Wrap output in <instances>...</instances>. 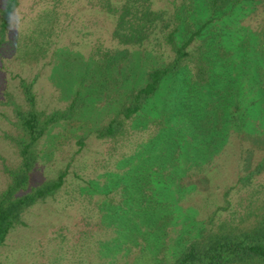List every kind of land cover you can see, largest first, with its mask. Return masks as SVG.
<instances>
[{
    "label": "rangeland",
    "instance_id": "obj_1",
    "mask_svg": "<svg viewBox=\"0 0 264 264\" xmlns=\"http://www.w3.org/2000/svg\"><path fill=\"white\" fill-rule=\"evenodd\" d=\"M122 1L20 0L12 16L6 41L0 44V194L10 181L7 170L21 162L14 110L25 106L23 82L34 86L38 110L58 119L38 145L40 158L30 189L60 173L67 175L64 186L28 210L24 224L0 247L2 264H135L140 257L141 264H172L183 238L196 235L226 200L230 210L217 217L235 218V212L249 211L264 197V176L246 188L238 183L264 158V7L243 4L204 37L217 36L231 65L226 86L220 85L222 76H215L214 89L209 90L218 109L210 114L211 127L224 141L210 165H198L202 160L196 157L200 151L195 152L193 134L201 139L199 131L180 132V118L172 127L179 131L169 135L165 148L144 149L161 129L159 124L174 119L176 99L192 64L179 78L163 82L122 137H96L147 71L173 56L159 40L126 48L113 39L116 17L107 6ZM151 1L156 11L171 15L183 4ZM50 11H56L54 29L38 28L34 21ZM194 11L196 19H208L204 0H196ZM112 52L121 56L114 67L106 60ZM220 88L232 94L227 98L231 104ZM150 156L164 162L157 157L151 161ZM125 173L130 175L126 179ZM136 175L141 178L139 188L127 194L125 185L138 180ZM129 197L138 204L142 197L150 201L149 215H131Z\"/></svg>",
    "mask_w": 264,
    "mask_h": 264
},
{
    "label": "trees",
    "instance_id": "obj_2",
    "mask_svg": "<svg viewBox=\"0 0 264 264\" xmlns=\"http://www.w3.org/2000/svg\"><path fill=\"white\" fill-rule=\"evenodd\" d=\"M19 2L20 0H3L0 8V44L6 41L11 19ZM247 3L264 7V0H204L209 16L206 20H199L194 17L196 0H183V4L176 6L172 15L166 11H156L151 0H124L119 6L112 4L107 6L108 12L116 17L112 37L120 46L140 47L155 39L166 45L173 56L170 62L160 66L155 65L147 71L141 85L132 88L121 99L111 120L95 132L96 137L100 140H116L122 137L128 131L130 124L133 128L134 121L144 111L149 101L158 94L163 82L169 77L179 78L188 65L192 64L193 71L190 70L191 74H187L183 79L181 93L176 99L174 119L165 126L161 122L159 124L161 129L146 143L144 149L149 148L157 152L158 148H165L164 142L169 143L171 133L179 130L182 132V128L188 129L189 132L196 130L199 131L201 138L197 137V133L193 134L194 147L197 146L195 152L200 151L196 157L202 160L198 165L201 163L210 165L212 157L219 150L224 139L221 137L219 139L218 134L211 127L210 114L217 112L218 109L214 101L209 99L211 97L215 100L213 91L210 94L209 90L210 87L214 89L212 80L215 76H222L220 85L222 88L226 86L225 76L231 63L227 59L228 53L225 47L221 42L216 41L217 36L204 37L218 20L227 18L238 7ZM54 12L56 11L39 16L34 21L35 25L38 28L53 30L56 26L52 20ZM261 29L264 36V24ZM120 58L119 53L112 52V56L106 60L110 67H114ZM222 88H220L221 96L225 95L223 99L227 103V98L232 94H227V91L221 90ZM22 89L25 106L17 105L14 110L18 129L15 144L21 162L17 169L7 170L10 181L0 194V247L6 243L17 226L24 224L23 216L28 210L53 197L64 186L67 175L66 172L60 173L56 179L30 189L31 178L40 158L38 145L58 119L53 115L46 117L38 110L37 97L32 84L23 82ZM237 106L238 103H235V107ZM178 118L181 124L179 130H173L172 127H177ZM165 137L168 141H164ZM156 157L149 158L152 161ZM157 161L164 162L162 157H157ZM113 176L122 179L125 176L126 179L130 175L125 173L123 176L119 174ZM263 176L264 158L254 169L240 177L238 183L246 188ZM135 178L138 180L133 179L134 183L132 181L130 185H125L127 194L139 188L141 178L139 175ZM232 190V188L228 189L225 197L230 196ZM150 197L155 198L153 195ZM136 200L135 197L132 200L128 198V210H132L130 214L149 215L148 210H151L152 203L144 197L141 198L140 204L136 203ZM153 202L159 205L155 199ZM230 208L231 202L226 200L224 207L218 208L217 212L210 216L209 221L201 224L196 235L190 233V237H184L180 242L181 249L172 264H264V197L250 206L249 211L242 214L235 212V218L217 217ZM141 261L142 257L136 259L135 264H141Z\"/></svg>",
    "mask_w": 264,
    "mask_h": 264
}]
</instances>
